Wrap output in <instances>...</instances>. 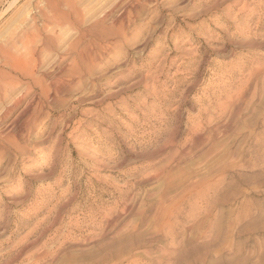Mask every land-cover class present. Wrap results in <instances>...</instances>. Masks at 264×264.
Instances as JSON below:
<instances>
[{
	"label": "rangeland",
	"instance_id": "1",
	"mask_svg": "<svg viewBox=\"0 0 264 264\" xmlns=\"http://www.w3.org/2000/svg\"><path fill=\"white\" fill-rule=\"evenodd\" d=\"M51 1L0 0V264H264V0Z\"/></svg>",
	"mask_w": 264,
	"mask_h": 264
},
{
	"label": "bare ground",
	"instance_id": "2",
	"mask_svg": "<svg viewBox=\"0 0 264 264\" xmlns=\"http://www.w3.org/2000/svg\"><path fill=\"white\" fill-rule=\"evenodd\" d=\"M60 3V5L64 6L65 8L68 9V11L71 10L72 8V3L73 2H70V1H73V0H58ZM45 7L47 8L46 11L43 10V14H41L40 16H43L44 18V21H47L50 20L53 24L57 25L61 22H67L70 24V17L69 15L67 14H64V13H59V10L56 9L57 7V3L51 1V0H46V4H45ZM59 8V7H58ZM64 8V9H65ZM42 11V10H41ZM40 12V11H39ZM48 12L50 13V16H51V19L48 18ZM73 12V10H72ZM40 14V13H39ZM74 17V16H73ZM80 17V16H79ZM77 18V17H76ZM78 20V19H77ZM49 21V22H50ZM94 23V22H93ZM98 24V23H97ZM114 24V23H113ZM148 24V23H147ZM47 25V24H46ZM46 25L44 24L42 26V29L41 30H44L46 28ZM50 26V25H48ZM60 26V24L58 25ZM64 26V24H63ZM93 26V25H92ZM114 26V25H112ZM52 27V25H51ZM54 28V27H53ZM117 28V27H116ZM46 29H49V28H46ZM45 29V31H46ZM58 29V28H57ZM82 29V28H81ZM95 28H89L85 31H81V33L79 34V37L75 40H69L70 42L69 43H65L67 46L65 47L64 49V53L66 55H72L73 56V60L71 61L70 64H68L67 68L64 69L63 71H61L60 73L63 75V76H67L70 80H72L74 77H83L86 72L90 73L92 71V69L96 66V64H94V61L97 59V57H93V55L98 51H99V47H98V44H96L95 42V39H96V35H95V31H94ZM108 29V28H107ZM112 29V28H111ZM121 29V28H119ZM57 31V30H56ZM59 31V30H58ZM98 31V30H97ZM108 31V30H107ZM140 31V30H139ZM38 45L36 47H34L33 49H30L29 50V55L31 57H34V56H38L40 58V56H43L42 54H49L51 53L52 51H54L58 45H57V42H58V39H60L59 41H61V38H59L56 33L52 32V30L48 31L47 34L45 32L40 33V29H38ZM142 33V32H141ZM78 35V34H77ZM34 36V35H33ZM36 36V35H35ZM56 36L58 37L57 38V42H56ZM61 36V35H60ZM75 36H76V33H75ZM110 36V35H109ZM62 37V36H61ZM87 37H91L93 39H88ZM124 37V35L122 36ZM112 38V37H111ZM63 39V38H62ZM98 39V38H97ZM32 40V39H31ZM35 40V39H34ZM25 41L23 44H22V47L23 49H29L30 48V45L32 44L30 42V39L29 38H25ZM36 41V40H35ZM63 41V40H62ZM107 41V40H106ZM33 42V41H32ZM36 42V43H37ZM59 43V42H58ZM35 45V44H34ZM15 46V44H14ZM61 50V49H60ZM97 50V51H96ZM26 51V50H25ZM96 51V52H95ZM10 52V51H9ZM28 52V50H27ZM13 53V52H11ZM60 53V51H59ZM62 53V52H61ZM7 54V53H5ZM21 54V53H20ZM26 54V52H25ZM28 54V53H27ZM37 54V55H36ZM54 54V53H53ZM9 55V54H8ZM15 55V54H14ZM19 55V54H18ZM0 56H4V53H3V50H0ZM27 56V55H26ZM5 58H7L6 56H4ZM12 57H15V56H12ZM30 57V58H31ZM38 57H35V59H37ZM46 58V57H45ZM50 58V57H49ZM64 58V57H63ZM67 58V57H66ZM11 60V58H8ZM20 59V58H19ZM34 59V60H35ZM41 59V58H40ZM56 59V58H55ZM17 60H18V57H17ZM30 60V59H28ZM33 60V59H32ZM65 60V59H64ZM106 60V59H105ZM15 60L12 59V62H14ZM38 61V59H37ZM44 61V60H43ZM17 62V61H16ZM15 62V63H16ZM104 62V61H103ZM38 64V62H36ZM62 63V62H60ZM31 64V62L29 63ZM36 64V65H37ZM42 64H45V63H42ZM24 65V64H23ZM25 65H26V62H25ZM32 65V64H31ZM85 66V68H83L82 66ZM28 66V65H27ZM33 66H35L33 64ZM32 66V67H33ZM24 67V66H23ZM14 68V67H13ZM38 68V67H37ZM55 69V68H54ZM95 69V68H94ZM84 70V71H83ZM28 71V70H27ZM34 71V70H33ZM30 73V71H28ZM33 73V72H32ZM32 73L30 74V76L32 75ZM62 75H60L61 77H63ZM59 76V77H60ZM58 77V76H57ZM55 79V77H54ZM59 79V78H57ZM62 79V78H60ZM76 79V78H74ZM64 80V79H63ZM50 81V80H49ZM52 82V81H51ZM56 82H59L56 81ZM11 84V83H10ZM51 84V83H49ZM57 84V83H56ZM14 85V84H13ZM60 85V84H59ZM7 86V84L5 85ZM9 86V85H8ZM11 86V85H10ZM50 87H54L56 86L55 85V82L52 83L51 85H49ZM62 86V85H61ZM61 86H58V87H61ZM13 87V86H12ZM63 88V86H62ZM6 89V88H5ZM9 90V88L7 89ZM12 90V89H11ZM62 91V90H61ZM2 92V91H1ZM11 92V91H10ZM4 94V92H3ZM6 94V92H5ZM2 95V94H1ZM6 97V96H5ZM15 102V100H14ZM18 102V101H17ZM13 105V104H12ZM38 257V256H37ZM40 257V256H39ZM14 258V257H13ZM35 258V257H34ZM14 260V259H13ZM35 260V259H34ZM41 260V259H40ZM9 262V261H8ZM36 262V261H35ZM38 262H39V259H38Z\"/></svg>",
	"mask_w": 264,
	"mask_h": 264
}]
</instances>
